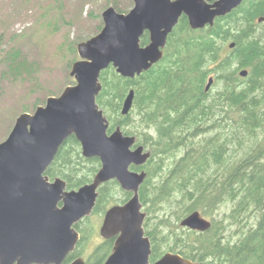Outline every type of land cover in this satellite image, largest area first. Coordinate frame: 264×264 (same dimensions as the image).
<instances>
[{"label": "trees", "instance_id": "1", "mask_svg": "<svg viewBox=\"0 0 264 264\" xmlns=\"http://www.w3.org/2000/svg\"><path fill=\"white\" fill-rule=\"evenodd\" d=\"M114 7L122 11L118 3ZM259 27L264 28V0H243L199 29L182 15L162 59L149 70L130 78L110 65L101 73L97 102L110 121L109 133L121 126L152 152L145 164L131 166L147 172L140 199L147 212L151 261L173 251L199 264H264V30ZM149 41L146 31L141 44ZM2 57L15 77L33 68L20 48ZM242 69L248 70L246 76ZM132 89L133 106L125 115L124 101ZM100 167V158L85 157L72 135L46 174L77 189L91 182ZM130 197L112 179L99 188L93 213L104 214ZM196 210L210 217L212 226L179 230L178 223ZM90 218L77 223L81 239L64 264L82 255L92 233ZM114 242L104 239L86 264L104 262Z\"/></svg>", "mask_w": 264, "mask_h": 264}, {"label": "water", "instance_id": "2", "mask_svg": "<svg viewBox=\"0 0 264 264\" xmlns=\"http://www.w3.org/2000/svg\"><path fill=\"white\" fill-rule=\"evenodd\" d=\"M243 0H134L127 12L114 6L103 11L104 26L78 44L80 59L72 65L73 85L34 112L19 114L8 137L0 142V264H63L81 238L76 224L92 214L104 183L116 179L132 196L105 213L101 234L114 238L112 253L101 264H199L181 253L167 251L151 261L152 243L146 234L140 187L147 177L143 165L152 152L127 135L121 126L109 133L110 121L97 102L102 90L101 73L113 65L125 77L134 78L164 55L168 35L182 15L193 29L213 25ZM263 20V18H260ZM148 31L150 41L141 44ZM231 43L230 47H234ZM242 76L248 74L244 69ZM209 79L206 89L213 84ZM135 91L122 109L128 114ZM74 135L85 157H99L101 167L93 180L68 189L62 177L46 174L60 146ZM181 225L206 231L212 222L199 210ZM69 264H85L82 257Z\"/></svg>", "mask_w": 264, "mask_h": 264}, {"label": "rangeland", "instance_id": "3", "mask_svg": "<svg viewBox=\"0 0 264 264\" xmlns=\"http://www.w3.org/2000/svg\"><path fill=\"white\" fill-rule=\"evenodd\" d=\"M115 3L124 13L134 6V0H0V142L8 137L20 113L34 112L49 96H58L74 84L71 70L80 59L78 44L101 30L103 11ZM12 48L22 49L33 66L30 73L15 77L2 62L4 52ZM260 139L264 144V132ZM104 215L90 216L92 233L81 255L87 262L105 239L100 231ZM178 226L185 229L181 221Z\"/></svg>", "mask_w": 264, "mask_h": 264}, {"label": "flooded vegetation", "instance_id": "4", "mask_svg": "<svg viewBox=\"0 0 264 264\" xmlns=\"http://www.w3.org/2000/svg\"><path fill=\"white\" fill-rule=\"evenodd\" d=\"M260 21H261V20H260ZM79 256H81V255H78L77 257H79ZM77 257H75V258H77ZM75 258H74V259H75Z\"/></svg>", "mask_w": 264, "mask_h": 264}]
</instances>
